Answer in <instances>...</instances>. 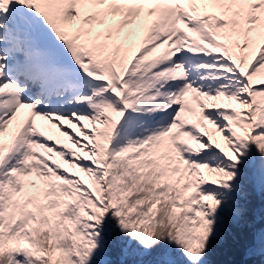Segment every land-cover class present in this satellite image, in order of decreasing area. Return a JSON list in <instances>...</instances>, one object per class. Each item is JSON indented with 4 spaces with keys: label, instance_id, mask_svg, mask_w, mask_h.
Listing matches in <instances>:
<instances>
[{
    "label": "snow or ice",
    "instance_id": "6c2138e0",
    "mask_svg": "<svg viewBox=\"0 0 264 264\" xmlns=\"http://www.w3.org/2000/svg\"><path fill=\"white\" fill-rule=\"evenodd\" d=\"M0 264H264V0H0Z\"/></svg>",
    "mask_w": 264,
    "mask_h": 264
}]
</instances>
